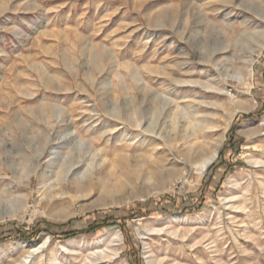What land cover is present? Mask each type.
I'll return each instance as SVG.
<instances>
[{
    "label": "rangeland",
    "instance_id": "1",
    "mask_svg": "<svg viewBox=\"0 0 264 264\" xmlns=\"http://www.w3.org/2000/svg\"><path fill=\"white\" fill-rule=\"evenodd\" d=\"M240 100L253 108L235 111ZM228 116L232 137L201 180L191 170L182 185L175 175L195 142L181 138L186 127L202 130V144ZM250 156L264 160V0H0V264H17L46 237L45 256L31 264L72 240L77 263L85 242L114 231L120 260L147 264L138 228L166 229L171 215L194 221L234 176L251 182L248 200L244 211H223L214 246L188 249L159 232L148 247L172 264H264V190L254 175L264 184V167ZM89 170L90 191L74 193ZM89 226L91 235H62ZM207 231L215 227L191 234Z\"/></svg>",
    "mask_w": 264,
    "mask_h": 264
},
{
    "label": "bare ground",
    "instance_id": "2",
    "mask_svg": "<svg viewBox=\"0 0 264 264\" xmlns=\"http://www.w3.org/2000/svg\"><path fill=\"white\" fill-rule=\"evenodd\" d=\"M247 103L248 104H246V102H244L242 100L238 101L237 103H235V107H234L235 109L234 110L238 111V112L239 111L240 112L241 111L242 112L243 111L249 112V110L251 108H253L254 102H247ZM232 119H233V117L230 116L228 119H226L224 121V124L223 123H222V125L218 124V126L212 125L209 129L210 130L215 129V132L213 134L209 135L210 139H207V141H203L202 144H199L197 142L198 136L200 135L199 133H201L202 130L197 128L195 125H192V126L188 125V127H186L185 131L186 132L188 131V133L185 135H182L181 138L191 139V140L195 141L196 143L191 141L192 143L190 142L188 148L185 149V155H186V158H188L187 160L189 161V165L186 164L187 166L185 165L184 168L181 169L177 175H175V179L177 181L183 180L182 185L187 184L188 183L187 177L189 175V171H191V170L195 171V173L198 177L197 180L202 179V177L206 173V168L211 163L215 162L217 154H218V150L222 146V143L224 142L225 134L230 128ZM210 122H211V120H210ZM206 123H207V121H206ZM200 154H202V155H200ZM172 158H174V157H172ZM188 161H186V162H188ZM247 161H248V164L250 166H260L261 165L264 167L263 157L262 158H253L250 156L247 159ZM95 168H96V166H95ZM87 171H88V169H87ZM98 172H100V171H98ZM101 172H100V174H101ZM85 174H86V171L83 173V177H85ZM89 174L90 175L86 181L82 180L83 178H79L78 180H76V182L74 183V188H73L74 193H76V194L79 193L82 196L88 194V192L90 191V186L93 185L90 178H93L91 176L94 175L93 172H91ZM96 175L97 174H95V176ZM247 175H249V174H247ZM254 175L257 179V181H256L257 185L263 191L264 190L263 182L259 179V177L255 171H254ZM239 181L240 180L238 179L237 176L230 178V180H228V182H227V186H226L224 194L220 197V203L218 202L219 204L213 205L207 212H205L203 214H197L194 221H192L190 218H188L185 215H182V216L171 215L164 220V222L167 224L166 229H156L157 227L155 228V225L150 221L146 222L144 225L139 227L137 230V233L142 238L143 243H144V247H145L144 253L146 254L145 259H146L147 264H172V263H169L165 259H158L159 257L157 255H155L149 249L148 244H147V240L149 241V239H150L149 236L152 233L165 232V233L169 234L170 236L174 237L180 243H184L188 249H194L198 245L201 246V245H203V243L206 240H209V241L211 240L209 245H211L213 243L215 244V242H216L215 239H217L222 234L221 233V231H222L221 224H222V218L224 217L223 211H225L226 215H229L230 213H233L236 210H240V211L245 210L246 202L248 200L247 199L248 194L250 192L249 189L251 188V182L248 180L246 182V184L243 185ZM100 188L104 189L103 187H100ZM160 190L161 189H154V190H151L150 193L152 195H156L160 192ZM106 194L110 195L111 190L107 191ZM262 195H263L262 200H264V193H262ZM52 197L53 196H47L45 198L46 199V206H51V207H52V205L54 206L55 203L52 204ZM132 198H136V197L133 196L130 198H120L117 200H111L110 202H102V204H100V206L102 208L111 207V206L119 207L123 204L124 201H128L129 199H132ZM139 198H141L140 200H144L143 197H139ZM50 213H53V209H51V208H50ZM57 214L58 213H56V215H54V218L63 220V219L69 218V216H71L73 213L72 214L71 213H64V214H62V216H61V214L60 215L59 214L57 215ZM230 220H232L231 217L227 218V221H230ZM173 223H178L180 225L186 224L189 227V230L184 231V232H182L181 230H177V231L173 230V228H172ZM196 226H199L202 228H208L209 226L215 227L214 235L212 237H210L208 235L209 234L208 231H210V230H208L207 233H205V235H203L200 239H197L193 234H191V230H194V228ZM212 238H214V239H212ZM48 242H49V239H48V237H46V239L44 241H42L41 244H39L37 246H35V245L32 246L31 250L27 251L25 253V255L23 256V258L20 261H18L17 264H31L32 262H35L37 260H41L45 256V255H43V252H44V249L47 248ZM74 242H75V240H72L71 242H69L67 244L61 245L60 247H58L57 250L49 251L48 256L46 257L47 258V264H62L61 261H59L57 258V254L61 253V251L67 252L68 255L70 256V258H72V260H73V262H70L68 259L64 258V261L67 264H126L124 262V260H120V257H119V253H120L121 246H122V236L118 231L110 232V233L100 237L97 241H93L91 243L83 241V242H85L83 244L85 246L83 248L82 253L87 252V254L84 257H82V259L79 260V262H77V263H74V262L77 261V257H78L79 252L76 253L74 248L71 246ZM96 246H98V247H96ZM211 246H214V245H211ZM165 250L168 251L169 248L165 249ZM161 251L165 252L163 250H161ZM241 252L244 253L243 251H241ZM74 254H76V255H74ZM168 254H169V252H168ZM174 264H179V263L175 262Z\"/></svg>",
    "mask_w": 264,
    "mask_h": 264
},
{
    "label": "trees",
    "instance_id": "3",
    "mask_svg": "<svg viewBox=\"0 0 264 264\" xmlns=\"http://www.w3.org/2000/svg\"><path fill=\"white\" fill-rule=\"evenodd\" d=\"M256 117V114H249V115H244L242 117V119L244 120H250V119H253ZM234 127L235 125H231L230 129H229V137L231 138L232 136V132L234 130ZM94 232V228L93 227H87L86 229H82V230H73V231H70L68 233H64L62 234L64 239H69V238H72V237H82V236H88V235H91L93 234ZM26 240H29V239H26Z\"/></svg>",
    "mask_w": 264,
    "mask_h": 264
},
{
    "label": "water",
    "instance_id": "4",
    "mask_svg": "<svg viewBox=\"0 0 264 264\" xmlns=\"http://www.w3.org/2000/svg\"><path fill=\"white\" fill-rule=\"evenodd\" d=\"M218 158V154H217V157H216V159ZM214 163V162H213ZM213 163H211L207 168H206V171L209 169V167L213 164Z\"/></svg>",
    "mask_w": 264,
    "mask_h": 264
}]
</instances>
